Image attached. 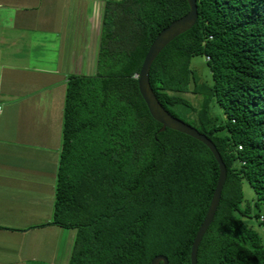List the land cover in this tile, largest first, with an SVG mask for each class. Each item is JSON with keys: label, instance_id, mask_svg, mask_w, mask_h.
Returning a JSON list of instances; mask_svg holds the SVG:
<instances>
[{"label": "trees", "instance_id": "trees-1", "mask_svg": "<svg viewBox=\"0 0 264 264\" xmlns=\"http://www.w3.org/2000/svg\"><path fill=\"white\" fill-rule=\"evenodd\" d=\"M197 4V23L156 58L151 85L172 115L212 139L228 169L198 264H264L263 237L243 220L264 225V0ZM189 10L187 0H104L96 72L67 83L49 225L77 230L69 264H151L157 255L192 264L219 163L201 141L160 131L137 76L158 34ZM199 55L209 77L192 66Z\"/></svg>", "mask_w": 264, "mask_h": 264}, {"label": "crops", "instance_id": "crops-1", "mask_svg": "<svg viewBox=\"0 0 264 264\" xmlns=\"http://www.w3.org/2000/svg\"><path fill=\"white\" fill-rule=\"evenodd\" d=\"M103 6L0 0V264L70 262L77 232L49 222L67 83L96 72Z\"/></svg>", "mask_w": 264, "mask_h": 264}, {"label": "water", "instance_id": "water-1", "mask_svg": "<svg viewBox=\"0 0 264 264\" xmlns=\"http://www.w3.org/2000/svg\"><path fill=\"white\" fill-rule=\"evenodd\" d=\"M190 10L183 17L173 21L169 26L164 28L153 41L150 49L144 59L142 68L138 76V83L140 93L146 102L150 114L152 117L162 124L161 132L166 129H173L189 135L209 147V149L214 154L216 160L219 163L220 174L217 182V186L214 191V195L208 209L207 215L201 224L196 237L194 239L191 251V263L198 264V250L201 241L206 234L207 230L211 226L214 217L217 213L220 201L222 198V191L228 176L227 166L219 152L215 143L206 134L201 133L198 129L192 125L186 123L185 121L179 119L178 117L172 115L160 102L150 81V70L151 67L162 52V50L171 43L175 38L187 32L195 26L199 18L198 4L197 0H187ZM151 264H169V259L165 255H157L152 260Z\"/></svg>", "mask_w": 264, "mask_h": 264}, {"label": "rangeland", "instance_id": "rangeland-1", "mask_svg": "<svg viewBox=\"0 0 264 264\" xmlns=\"http://www.w3.org/2000/svg\"><path fill=\"white\" fill-rule=\"evenodd\" d=\"M98 8L101 9V4L98 5ZM101 17L97 16L96 18V22L101 19ZM192 66L193 68H196L198 70V72L200 73V75L202 76H207L209 77L210 75V70L206 64V59L204 55H199L193 58L192 60ZM177 113L184 117L180 112L177 111ZM243 190H244V195H245V200L247 202H250L253 204V198L255 197V191L254 188L252 187V185L248 182V181H244L243 183ZM244 222H246L247 224H249L250 226H252L253 228H255L263 237V241H264V225L260 224V220L257 219L256 217H243ZM75 233L77 232V230H75Z\"/></svg>", "mask_w": 264, "mask_h": 264}, {"label": "built area", "instance_id": "built-area-1", "mask_svg": "<svg viewBox=\"0 0 264 264\" xmlns=\"http://www.w3.org/2000/svg\"><path fill=\"white\" fill-rule=\"evenodd\" d=\"M209 58V57H208ZM0 112H1V107H0Z\"/></svg>", "mask_w": 264, "mask_h": 264}]
</instances>
